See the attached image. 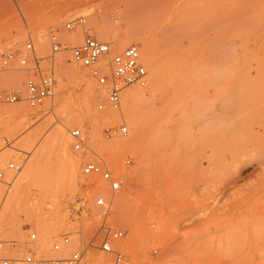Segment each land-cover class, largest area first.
I'll return each instance as SVG.
<instances>
[{"label": "rangeland", "instance_id": "obj_1", "mask_svg": "<svg viewBox=\"0 0 264 264\" xmlns=\"http://www.w3.org/2000/svg\"><path fill=\"white\" fill-rule=\"evenodd\" d=\"M70 1L11 0L13 11H0V63L9 51L18 55L29 39L38 55L48 54L52 32L65 45L56 54L55 95L37 109L25 102L2 101L5 89L23 86L27 77L17 60L0 75V165L6 172L5 182L0 181V237L15 241L4 250L17 259L11 264H48V259L66 257L78 245L87 251L83 264H111L110 255L95 247L107 233L102 227L104 211L96 204L100 195L112 205L107 219L110 227L124 231V237L113 243L124 250L131 264H185L181 254H166L165 247L194 236L198 210L217 199L220 209H214L215 203L210 208L215 210L214 218H219L215 223L220 245L216 242L196 262L264 264V0ZM68 3H74L75 12L64 8ZM77 16L86 17L89 34L111 43L113 54L137 45L148 79L156 76L149 85L161 75V82L151 89L139 83L127 88L148 90L137 97L139 129L123 112L124 99L123 110L98 109L99 104L107 103V97L92 70L76 64L69 50L84 39L83 27H65ZM95 21L103 24L101 37L93 28ZM108 29L117 40L112 41ZM15 32L18 40L9 42ZM69 33H78L81 40L73 44L67 38ZM129 33L142 39L129 40L125 37ZM143 41L153 44L151 62L143 57ZM149 63L153 71L156 64L161 71L153 73ZM65 70L69 71L67 77L62 74ZM79 72L93 82L97 96L91 103L90 118L87 115L68 123L69 115L85 110V80L77 76ZM61 78L66 80L65 92L60 89ZM15 108L27 111V123L8 124L7 113ZM122 123L128 126L127 136L104 139V126ZM58 127L67 130L69 152L81 161L77 180L70 178L62 153L49 143ZM92 127L97 130L95 140ZM74 128L87 134L90 150H73L70 131ZM31 133L33 141L26 143ZM132 138L135 143L125 145ZM117 143L124 147L118 148ZM43 145L47 147L37 176L17 191L15 180ZM96 155L123 177L120 191L112 193L99 177L82 173L86 160L97 159ZM128 158L131 164L126 163ZM10 161L22 164V169L8 171ZM6 207L11 212L8 217L2 215ZM32 233H36L33 240ZM64 235H69L73 245L56 252L53 245ZM30 253L35 262L23 261ZM193 260L188 264H195Z\"/></svg>", "mask_w": 264, "mask_h": 264}, {"label": "built area", "instance_id": "obj_2", "mask_svg": "<svg viewBox=\"0 0 264 264\" xmlns=\"http://www.w3.org/2000/svg\"><path fill=\"white\" fill-rule=\"evenodd\" d=\"M86 25L85 16H77L65 23L66 29L73 30L79 26L84 28L85 33L84 39L79 44L69 48L72 60L82 67L91 69L93 75L97 77L98 85L107 97V103L99 104L98 109L100 111L107 109L120 111L123 94L128 87L137 83L147 86L149 83L148 71L142 61L141 51L137 45L131 44L122 51L113 54L111 43L89 34ZM49 40L51 51L44 56L37 54L36 45L32 39L26 42L24 49L18 55L11 51L3 55L0 63V75L13 67L16 60L20 69L27 73L23 86L10 87L2 92L3 102L10 104L25 102L31 109H37L48 99L54 97L56 54L65 45L54 32L50 34ZM128 133L129 129L125 123L110 124L103 128V137L106 140L125 137ZM70 137L74 151L90 150L88 136L82 129H72ZM96 158L90 157L86 160L82 167V173L90 177H99L108 184L112 193L120 191L123 187V177L116 174L104 159L97 155ZM126 163L131 164V158H128ZM22 166L16 161H10L6 165V169L10 172H19ZM5 180L6 172L0 165V181L5 182ZM96 204L104 211L105 219L102 221V227L107 233L100 244L95 247L110 255L111 264H131L124 250L113 243V241L121 240L124 237V231L113 229L109 225L107 219L111 212V202L104 195H100L96 199ZM29 237L32 240L35 239L36 233L30 234ZM14 245V240H4L0 237V264H11L17 261L4 253L6 246L11 248ZM72 245L69 235H64L60 241L54 243L53 249L59 252L64 246ZM86 257L85 247L78 245L68 256L52 257L47 262L48 264H83ZM23 261L35 262L34 255L27 254Z\"/></svg>", "mask_w": 264, "mask_h": 264}, {"label": "bare ground", "instance_id": "obj_3", "mask_svg": "<svg viewBox=\"0 0 264 264\" xmlns=\"http://www.w3.org/2000/svg\"><path fill=\"white\" fill-rule=\"evenodd\" d=\"M28 1V0H27ZM33 1V0H32ZM38 1V0H37ZM50 1V0H49ZM54 1H70V0H54ZM129 1H133V0H129ZM140 1H145V0H140ZM71 2V1H70ZM30 3V2H29ZM40 3V2H39ZM27 4V3H26ZM38 3H36L35 5H37ZM42 4H44V3H42ZM54 4V3H53ZM59 4H60V2H59ZM69 4V3H68ZM70 4H72V5H70ZM69 4V7H64V8H66V9H68L67 11H69V12H75V10H76V8H75V6L73 5L74 3H70ZM76 4V3H75ZM29 5V4H28ZM34 5V4H33ZM57 5V4H56ZM77 5V4H76ZM11 7H12V3H11V0H0V11H1V8L2 9H4V8H9V10L10 11H13L12 9H11ZM35 7H37V8H39L40 7V5H39V7L38 6H35ZM63 7V6H62ZM33 8V7H32ZM42 8V7H41ZM31 9V8H30ZM34 10V9H33ZM37 10H39V9H37ZM44 10V9H43ZM42 11V10H41ZM61 12V11H60ZM59 12V14H58V12H56L58 15H60L61 13ZM12 14V13H11ZM53 14H55V13H53ZM57 14H55L56 15V17H57ZM63 14V13H62ZM61 14V16H63ZM66 13H64V15H65ZM68 15V14H67ZM53 16V15H52ZM54 18H55V16H54ZM53 18V19H54ZM57 18H61V19H63V18H65V17H57ZM56 18V19H57ZM58 22H59V20H57ZM94 30H95V32L98 34V36H103L105 33H104V31H103V24H101L99 21H95V23H94ZM109 30V29H108ZM92 31V30H91ZM107 34H109V36L111 37L112 36V32H111V30H109L108 31V33ZM106 34V35H107ZM77 35H78V33H69L68 35H67V38L69 39V40H73V44L74 43H77V41H80L81 40V36L80 37H77ZM140 35H136V34H134V33H129V34H126L125 35V37H127V38H129V40L130 39H140L141 37H139ZM18 37H19V34L17 33V32H15V33H13V35L11 36V38L9 39V42H16L17 40H18ZM118 39V36H112V41H115V40H117ZM142 39V38H141ZM154 45H156V44H154ZM156 47V46H155ZM143 49H144V51H145V55H143V57L146 59H148L149 60V62H151L150 61V58H152V53H153V44H152V42H148V41H143ZM141 51V50H140ZM143 53V52H142ZM59 55V54H58ZM71 60V59H70ZM154 61V60H153ZM149 68H150V70H152L153 71V69H151V68H153V66H152V64L151 63H149ZM66 70H68V69H66ZM64 71V73H62L63 74V76H65L66 75V77H67V74H65V72H67V71ZM69 70H71V69H69ZM91 71V70H90ZM151 71V72H152ZM159 71H161V67H160V65H158V64H156L155 65V70L153 71V73H158ZM69 72V71H68ZM67 72V73H68ZM78 72V71H77ZM155 73V74H156ZM161 73V72H160ZM159 73V74H160ZM77 74V73H76ZM85 75H86V73H84V72H79V74L77 75L79 78H81V79H83V80H85V91H84V95H82V96H84V102H85V110L84 111H81V112H79V113H72L71 115H69L68 116V123H74V121L76 122V121H78V120H81L80 118H82L83 116H86L87 117V115H88V117H89V114H90V112H91V103L95 100V98H96V94L95 93H97L96 91H95V88H94V84H93V82L91 81V80H87V79H84L85 78ZM63 76H61V77H63ZM76 76V75H75ZM65 77V78H66ZM151 77V76H150ZM156 76H154L152 79H150L149 80V83H148V85L147 86H143V87H149L150 86V89L154 86V83L156 82L157 84L158 83H160L161 82V75H158L157 76V78L155 79L156 81L152 84V85H149L150 84V81L151 80H154V78H155ZM77 78V77H76ZM79 78H77V79H79ZM64 81H66L64 78L62 79L61 78V80H60V89H61V92L62 91H66L67 90V84L64 82ZM152 82V81H151ZM137 85V84H136ZM152 86V87H151ZM140 87H141V85H140ZM142 87V88H143ZM128 90V89H127ZM145 91H148V90H142V89H140V88H138L137 86L134 88V89H131V90H128L127 92H125V94H124V97H123V104H125V109L124 108H122V110H123V112L125 113V115H127V116H129L130 117V123L131 124H133V126L134 125H136L137 127L139 126V115L137 114V112L135 111V107H136V102L138 101V98L140 97L139 95H141V94H143V92H145ZM138 97V98H137ZM137 110V109H136ZM123 113V114H124ZM28 113H27V111H22V110H20L19 108H15V109H12V111H10L9 113H7V122H8V124L11 126V123L14 121L15 122V124H21V123H27V121H28ZM91 115V114H90ZM93 115V114H92ZM124 115V116H125ZM92 117V116H91ZM90 118V117H89ZM126 118H128V117H126ZM97 119V118H96ZM94 121H96V120H94ZM132 121V122H131ZM66 122H67V119H66ZM109 123V122H108ZM107 123V124H108ZM9 125H8V127H9ZM13 125V124H12ZM66 125V124H65ZM64 125V126H65ZM7 127V128H8ZM66 127V126H65ZM136 127V128H137ZM6 128V129H7ZM92 128H94L93 129V131H94V133H93V131L91 132V136H92V138L95 140L96 138H95V134H97V130L95 129V127H92ZM138 129H139V127H138ZM95 130H96V132H95ZM169 132H171V129L169 130ZM32 133H31V135H28V137H27V139H25V142L27 141V140H30L31 138H32ZM36 135H34V137H35ZM29 138V139H28ZM98 138V137H97ZM135 138V137H134ZM134 138H132L131 140H129V141H127V142H125L126 144L125 145H130L131 143H135V139ZM119 139V138H118ZM22 140V139H21ZM31 142L33 141L32 139L30 140ZM30 141H28V143L30 142ZM68 136H67V130L64 128V127H58L54 132H53V134L51 135V138H50V142L49 143H53L54 145H55V147L57 148V150L60 152V153H62V155H63V157H64V159H65V165L67 166V173H68V175L70 176V178L71 179H73V180H77L79 177H81V175H80V172H79V163L81 162H79V158L77 159V158H75V156L73 155V154H71V152H69L70 150H69V145H68ZM97 142V141H96ZM27 143V142H26ZM116 143V142H115ZM33 144V143H32ZM92 144H94V143H92ZM48 145V144H47ZM103 145V144H102ZM94 146V145H93ZM104 146V145H103ZM116 146L118 147V148H122V147H124V145L123 144H119V143H117L116 144ZM47 146L46 145H43V146H40V148H38L35 152H34V154H33V156H32V158H31V160L29 161V163L26 165V167H25V169H24V171H23V173L21 174V175H19L18 177H17V179L15 180V182H14V186H15V188L17 189V191L21 188V186H23L24 185V183H26L27 181H29L30 179H32V178H34L35 176H37V169H39L38 167H39V164H40V162H41V160L43 159V157H44V154H45V152H46V150H45V148H46ZM156 147H157V145H156ZM51 148V147H50ZM53 148V147H52ZM111 149H112V147H111ZM93 150V149H92ZM94 151V150H93ZM90 156H91V154H90ZM110 158V157H109ZM243 164V163H242ZM41 166V165H40ZM218 166V165H217ZM228 166V165H227ZM114 167V166H113ZM226 167V166H225ZM233 167V166H232ZM237 168H239L238 166H236ZM209 168H211V170L210 171H213V169H212V167H209ZM216 168V167H215ZM234 168V167H233ZM235 169V168H234ZM45 173V172H44ZM238 178L239 177H241V172H239L238 173V176H237ZM46 178V177H45ZM35 179V178H34ZM33 179V180H34ZM83 180V179H82ZM84 181V180H83ZM83 181H82V183H83ZM86 181V180H85ZM84 181V182H85ZM94 181V180H93ZM75 183V182H74ZM209 183V182H208ZM99 184V182L97 183V185ZM47 185V184H46ZM96 185V186H97ZM103 185V184H102ZM102 187V186H101ZM105 187V185H103V188ZM201 187V186H200ZM96 188V187H95ZM153 189H155L154 187H152ZM208 188V187H207ZM211 188V187H210ZM227 188H228V186H227ZM104 189H106V188H104ZM224 189H225V187H224ZM206 190V189H205ZM226 190V189H225ZM99 191V190H98ZM224 191V190H223ZM222 192V191H221ZM216 195V194H215ZM219 195H223V194H219ZM205 197V196H204ZM218 197V196H217ZM230 197V196H229ZM243 197V196H242ZM204 198L202 197V200H203ZM212 199V198H211ZM214 200H215V197L213 198ZM212 199V200H213ZM237 199H240L239 197L238 198H236L235 200H237ZM246 199V198H245ZM205 200V199H204ZM206 200H207V198H206ZM243 200V199H242ZM208 201V200H207ZM216 201H219L218 199L217 200H215L214 202H212V203H215V204H212V203H210V206H211V204H212V206H215V207H217L218 206V204H217V202ZM209 202V201H208ZM211 202V201H210ZM229 202V201H228ZM207 203V202H206ZM206 205H208V204H206ZM217 205V206H216ZM221 205V204H220ZM225 204H223V206H224ZM237 205V204H236ZM201 206V205H200ZM210 206L208 205V207H206V206H204L203 208H201L200 210H198V215H196L197 217H198V223H197V231H196V234L194 235V236H186V237H182L179 241H177L176 243H171V244H168V245H166V247H165V251H166V254L167 253H169V254H171V253H173V254H181L182 255V257H183V261H184V263L185 264H188V262H189V259L192 261L193 259L195 260V264H199L200 262H196V259H198V255L199 256H203L204 258H205V256H206V253L209 251V250H212L213 249V247H214V244L217 242V241H219V237L220 236H218V234H219V230H218V226H216V223H215V221L216 220H218V219H216V217L214 218V213H215V210L214 209H220V208H214V209H211L210 208ZM228 206V205H227ZM227 206H225V207H227ZM152 209V208H151ZM199 209V208H198ZM223 209V208H222ZM228 209V208H227ZM250 209H251V207H250ZM260 210V209H259ZM251 211V210H250ZM261 211V210H260ZM11 212H10V210H9V208H5V209H3V211H2V215L4 216V217H6V215H7V217H8V215L10 214ZM154 213V212H153ZM218 213V212H217ZM235 214V213H234ZM260 215V214H259ZM246 216V215H245ZM262 216V215H261ZM243 217V216H242ZM255 217V216H254ZM121 218V217H120ZM195 218V217H194ZM239 218V217H238ZM237 218V221L239 220ZM245 218V217H244ZM259 218V217H258ZM192 219V218H191ZM216 219V220H215ZM125 220V219H124ZM241 220V219H240ZM38 222V221H37ZM242 222V221H241ZM185 223V222H184ZM188 223V222H187ZM194 223V222H193ZM238 223V222H237ZM237 223H234V226L237 224ZM240 223V222H239ZM255 223V222H254ZM241 224V223H240ZM238 225V224H237ZM239 226H241V225H239ZM131 227V226H130ZM163 227H164V225H163ZM132 228H133V226H132ZM134 229L136 230V228L134 227ZM134 229H133V231H134ZM222 229V228H221ZM153 230V229H152ZM170 230V229H169ZM135 232V231H134ZM133 232V233H134ZM43 233V232H42ZM156 233V232H155ZM166 233V232H165ZM229 233V232H228ZM42 236H43V234H42ZM92 236V235H91ZM184 236V235H183ZM26 237V236H25ZM140 237V236H139ZM24 240V239H23ZM142 240V239H141ZM149 241V240H148ZM150 241H151V239H150ZM94 242V241H93ZM220 242V241H219ZM219 242H217V245L219 244ZM156 243V242H155ZM150 244V243H149ZM151 244H153V243H151ZM43 245V244H42ZM158 245V244H157ZM220 245V244H219ZM155 246V245H154ZM159 246V245H158ZM42 246L40 245V248H41ZM217 246H215V248H216ZM44 249V248H43ZM159 249H160V247H159ZM215 250V249H214ZM213 252V251H212ZM204 254H205V256H204ZM209 254V253H208ZM225 254V253H224ZM196 255V256H195ZM193 257V256H195L193 259L192 258H189V257ZM101 258V257H100ZM91 259V258H90ZM94 259V258H93ZM96 259V258H95ZM102 259V258H101ZM101 259H100V261H101ZM200 259V258H199ZM194 260H193V262H194ZM93 261V260H92ZM103 262V261H102ZM99 263V264H103V263ZM192 262V263H193ZM217 262V261H216ZM194 264V263H193Z\"/></svg>", "mask_w": 264, "mask_h": 264}]
</instances>
